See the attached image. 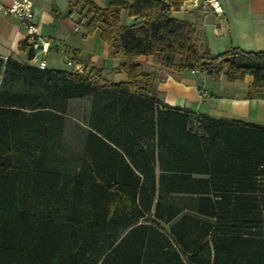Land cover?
I'll list each match as a JSON object with an SVG mask.
<instances>
[{
  "label": "trees",
  "instance_id": "16d2710c",
  "mask_svg": "<svg viewBox=\"0 0 264 264\" xmlns=\"http://www.w3.org/2000/svg\"><path fill=\"white\" fill-rule=\"evenodd\" d=\"M184 1L73 0L85 8L83 37L98 30L123 56V82L93 67L40 69L24 42L27 61L0 57V264H264V126L155 94L168 69L250 75L253 98L264 51L212 55L171 17ZM77 99L89 110L73 155L63 139Z\"/></svg>",
  "mask_w": 264,
  "mask_h": 264
},
{
  "label": "crops",
  "instance_id": "0c3cea01",
  "mask_svg": "<svg viewBox=\"0 0 264 264\" xmlns=\"http://www.w3.org/2000/svg\"><path fill=\"white\" fill-rule=\"evenodd\" d=\"M260 1L221 0L223 13L216 15L213 12L203 14L194 8L191 0H185L170 15L190 22L200 43L212 55L232 47L244 51H264V5ZM32 2L42 40L48 44L47 52L40 54L46 68L81 72L93 67L101 69L103 77L109 82L126 80L125 73L117 70L124 61L123 56L113 54L115 50L101 41L100 32L96 30L92 35L83 37L85 30L76 24L74 16L77 11L85 12L83 6L69 8L72 5L69 2L73 0H62L64 10H61L52 1ZM53 11L59 14L58 18L54 17ZM23 37L24 31L17 19L0 14V57L10 56L20 62L27 61L28 49H19ZM66 46L77 50L79 55L74 59L67 57L64 53ZM160 72L163 79L157 81L155 94L164 104L186 108L195 115L264 126V87L257 90L255 97L246 96L247 88L253 82L252 76L246 75L241 81H229L224 75L211 77L198 71L176 75L164 73V70ZM80 100L83 99L71 100L68 109L71 102Z\"/></svg>",
  "mask_w": 264,
  "mask_h": 264
},
{
  "label": "built area",
  "instance_id": "2783aa9c",
  "mask_svg": "<svg viewBox=\"0 0 264 264\" xmlns=\"http://www.w3.org/2000/svg\"><path fill=\"white\" fill-rule=\"evenodd\" d=\"M191 3L203 14L213 12L221 15L223 13L221 0H191ZM0 14L17 19L20 28L24 31L23 42L32 51L30 64L40 69L46 68V62L40 58V54L47 52L48 44L42 40L32 0H0Z\"/></svg>",
  "mask_w": 264,
  "mask_h": 264
},
{
  "label": "rangeland",
  "instance_id": "374dc122",
  "mask_svg": "<svg viewBox=\"0 0 264 264\" xmlns=\"http://www.w3.org/2000/svg\"><path fill=\"white\" fill-rule=\"evenodd\" d=\"M56 3L61 10H64V5L62 3V0H47V3L49 2ZM98 5L106 6L108 4V0H95ZM262 5H264V0L260 1ZM72 2H69V5H71ZM69 6V8H71ZM76 24L80 27H82V23L84 22V12L81 10L80 12L77 11V14L74 15ZM164 73L169 74H177L176 72H171L168 69H163ZM3 78L2 75H0V80ZM89 110V100L83 99L80 101H74L71 102L70 107L68 109V115L70 116L67 119L66 123V129L63 139V147L67 152H72L73 155H77L81 152L82 148V137L84 134V128L83 124L85 122L86 116L88 114ZM160 229H162L164 232H167V226L164 224H156Z\"/></svg>",
  "mask_w": 264,
  "mask_h": 264
}]
</instances>
